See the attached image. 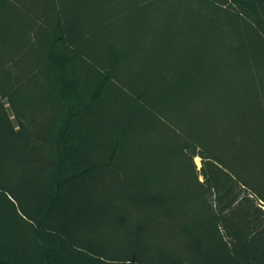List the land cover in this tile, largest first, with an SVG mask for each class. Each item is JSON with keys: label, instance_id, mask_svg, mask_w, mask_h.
<instances>
[{"label": "trees", "instance_id": "1", "mask_svg": "<svg viewBox=\"0 0 264 264\" xmlns=\"http://www.w3.org/2000/svg\"><path fill=\"white\" fill-rule=\"evenodd\" d=\"M95 1L0 0V264H264V0H134L220 61L146 74Z\"/></svg>", "mask_w": 264, "mask_h": 264}, {"label": "rangeland", "instance_id": "2", "mask_svg": "<svg viewBox=\"0 0 264 264\" xmlns=\"http://www.w3.org/2000/svg\"><path fill=\"white\" fill-rule=\"evenodd\" d=\"M108 1L98 0L92 2V5L101 8L106 5L108 9ZM129 1H124V5H127L126 12L119 13L110 8V12L113 14L114 11L116 17L113 19L114 23L108 25L110 36L124 46L123 53L128 59L125 63L129 71L146 74L156 63L173 64L177 69H187L191 65L206 69L220 62L215 61V55L208 53L210 46H213L202 44L203 40L191 36L187 24L186 27L177 29L181 22L178 9L161 3H156L152 9L136 8L132 7V4H137L138 1ZM173 29V35H165L168 30ZM161 42L163 46L159 45ZM195 163L200 170L202 164L199 157L195 159Z\"/></svg>", "mask_w": 264, "mask_h": 264}]
</instances>
